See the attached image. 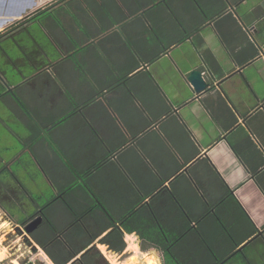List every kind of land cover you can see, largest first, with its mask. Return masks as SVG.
I'll list each match as a JSON object with an SVG mask.
<instances>
[{
    "label": "crops",
    "instance_id": "1",
    "mask_svg": "<svg viewBox=\"0 0 264 264\" xmlns=\"http://www.w3.org/2000/svg\"><path fill=\"white\" fill-rule=\"evenodd\" d=\"M53 1L0 0V33ZM90 1L104 14L87 29L63 17L70 34L49 26L38 45L25 30L21 48L0 47L20 73L0 64V122L14 124L0 132L1 200L33 215L43 185L86 183L117 224L135 219L129 249L155 248L137 231L183 234V256L200 244L222 264H264V0ZM0 251V264H55L30 238Z\"/></svg>",
    "mask_w": 264,
    "mask_h": 264
},
{
    "label": "trees",
    "instance_id": "2",
    "mask_svg": "<svg viewBox=\"0 0 264 264\" xmlns=\"http://www.w3.org/2000/svg\"><path fill=\"white\" fill-rule=\"evenodd\" d=\"M97 1L103 3V0ZM90 2V0H55L1 32L0 47L3 48L4 42H9L21 48V40L16 37V34H23L25 30L34 33L33 41L38 45L41 43V37L37 33H40L41 29L49 31V26L54 30L59 29L70 34L63 22V17H68L73 26L77 28H86V25L83 24L84 18L104 14L103 11H96L92 8ZM52 39V46L55 50L57 41L53 34ZM4 85L5 91H2L1 94L8 92L9 84L5 83ZM3 173V171L0 172V177ZM84 185L86 191L81 194L77 191L80 187L79 183H70L64 187H57L53 184L56 189L55 194L47 200H42L41 206H39L41 211L37 214L27 215L25 211L23 214H13L9 210L8 203H3L1 198L0 207L10 220L19 225L25 226L36 217L42 216L41 224L30 236L44 249L55 264H110L98 249L95 241L106 230L111 229L99 239L98 243L108 245V249L114 252H123L126 249L124 232L132 233L136 230L133 223L135 219L132 216L125 217V219L123 217L118 221L122 222L121 225L117 224L116 219L106 210L99 198L86 183ZM21 187L24 189V185ZM8 190L9 185L0 182L2 196L7 195ZM226 198L233 201L237 208H241L251 226L249 236H252L256 230L252 221L231 193ZM96 212H101V214ZM121 226L124 229H121ZM137 234L144 243L152 244L162 252L165 256L164 264H222L220 261H224V257L216 249H203L200 244L194 251L191 249L192 253L183 256V252L186 250L179 246L185 239L183 234L175 239L170 238L167 233H158V236L152 232L137 231ZM232 235L229 232V236L232 237ZM142 249L146 251L148 247L143 246ZM235 249L236 247L231 249L227 255L228 258L234 254ZM209 258L212 262L208 261Z\"/></svg>",
    "mask_w": 264,
    "mask_h": 264
},
{
    "label": "rangeland",
    "instance_id": "3",
    "mask_svg": "<svg viewBox=\"0 0 264 264\" xmlns=\"http://www.w3.org/2000/svg\"><path fill=\"white\" fill-rule=\"evenodd\" d=\"M14 47V49H16V50H18V47L17 46H13ZM2 52V53H1ZM1 54H3V51L1 50ZM3 63H5V64H3ZM0 64L3 66V69H5V72H6V74H8V75H6V76H10V75H14L15 76V78H17L16 77V75L17 76H19L20 75V73H18V70L17 69H15V68H13V66H11L12 64H10V60L9 59H7L6 58V56H2V55H0ZM10 78V77H9ZM0 92H2V87H1V84H0ZM7 114H8V112H6L5 114L3 113L2 115L0 114V116H1V118L2 119H4V118H7ZM4 124H2L1 122H0V132H2V131H6L7 132V130H6V128L7 127H9V125L11 126V127H13L14 126V124H13V122L12 121H9L8 119H5L4 120V122H3ZM19 132H20V130H19ZM13 142H15V139L13 138V137H7V139H6V141H5V144L6 145H9L10 143H13ZM0 169H1V165H0ZM8 180H10V178H9V176H7L6 177ZM44 186V188H43V190H44V193L46 194V196H51L52 194H53V191L51 190V188H49L47 185H43ZM3 218H6V220H8L9 221V223H10V225H11V227L10 228H8V230L9 231H3V229H1L0 228V244H7L8 242H11L13 239H17V240H19V241H21V240H26L27 242H29V238L30 239H32L31 237H30V235H28L27 233H26V231H25V229H24V225H16V224H14L11 220H9L8 219V217H7V215L5 214V212L2 210V208L0 207V224H1V222H2V220L1 219H3ZM20 236V237H19ZM35 241V240H34ZM8 246V245H7ZM40 246V245H39ZM102 245H98L97 247H98V249L101 251V253H102V255L105 257V259H107V261L110 263V264H112V262H110V260H108V258L105 256V254L103 253V251H102V247H101ZM41 247V246H40ZM35 249V248H34ZM34 249H32V250H34ZM131 249H133V248H131ZM131 249H129V246L127 245V247H126V249H125V251H123V252H116V254H117V257H118V262L120 263V264H124V262H125V260H126V258L128 257V256H130L133 252H141V253H143L145 250H143L142 248H138L136 251H133V250H131Z\"/></svg>",
    "mask_w": 264,
    "mask_h": 264
},
{
    "label": "water",
    "instance_id": "4",
    "mask_svg": "<svg viewBox=\"0 0 264 264\" xmlns=\"http://www.w3.org/2000/svg\"><path fill=\"white\" fill-rule=\"evenodd\" d=\"M189 81L194 86L197 92L204 90L208 83L204 79L202 71L199 69H194L190 72ZM42 216L36 217L30 223L25 225L24 229L28 235H30L42 222ZM144 255L133 252L130 256L126 258L127 264H164L163 254L158 248H150L143 252Z\"/></svg>",
    "mask_w": 264,
    "mask_h": 264
},
{
    "label": "bare ground",
    "instance_id": "5",
    "mask_svg": "<svg viewBox=\"0 0 264 264\" xmlns=\"http://www.w3.org/2000/svg\"><path fill=\"white\" fill-rule=\"evenodd\" d=\"M1 220H2V222H1V224H0V228L3 229V230L5 229L6 231H9L8 228L11 227L9 221L6 220V219H4V218L1 219ZM132 243H133V242H132ZM132 243H131V244H132ZM134 250H137V249L134 247ZM5 251H6V250H5ZM102 251H103V253L105 254V256L108 258V260H110V262H112V264H120V263L118 262V257H117V254H116L115 252L108 250L105 246H102ZM135 253H139L140 255H144V254L141 253V252H135ZM5 255H6V252L3 253V252L0 251V258H1V257H5ZM40 255H41V254H40ZM124 264H127V262L125 261ZM147 264H150V262L147 263Z\"/></svg>",
    "mask_w": 264,
    "mask_h": 264
}]
</instances>
